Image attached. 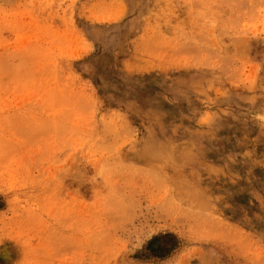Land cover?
<instances>
[{"label": "rangeland", "instance_id": "rangeland-1", "mask_svg": "<svg viewBox=\"0 0 264 264\" xmlns=\"http://www.w3.org/2000/svg\"><path fill=\"white\" fill-rule=\"evenodd\" d=\"M0 264H264V0H0Z\"/></svg>", "mask_w": 264, "mask_h": 264}]
</instances>
